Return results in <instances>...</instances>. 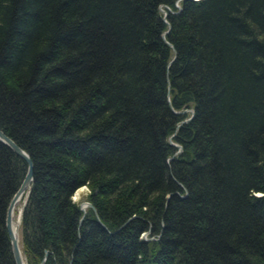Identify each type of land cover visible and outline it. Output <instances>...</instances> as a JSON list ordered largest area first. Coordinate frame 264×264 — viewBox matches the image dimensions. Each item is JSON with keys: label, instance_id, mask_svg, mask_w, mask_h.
I'll list each match as a JSON object with an SVG mask.
<instances>
[{"label": "trees", "instance_id": "16d2710c", "mask_svg": "<svg viewBox=\"0 0 264 264\" xmlns=\"http://www.w3.org/2000/svg\"><path fill=\"white\" fill-rule=\"evenodd\" d=\"M0 127L27 264H264V0H0Z\"/></svg>", "mask_w": 264, "mask_h": 264}, {"label": "water", "instance_id": "95a60500", "mask_svg": "<svg viewBox=\"0 0 264 264\" xmlns=\"http://www.w3.org/2000/svg\"><path fill=\"white\" fill-rule=\"evenodd\" d=\"M177 5L180 9L182 8V6L179 3H177ZM165 7H166V9H164V11H165V15H167V8L170 9V7L168 5H165ZM169 31H170V28H168L167 30L164 31L163 34L165 37H166L167 33H169ZM188 110H189V108H186L184 110H175V112L183 113V112H186ZM192 116H193V113L189 117L185 118L182 122H186V121L190 120L192 118ZM0 139L3 142H5L8 146H10L18 155H20L22 158H24L26 163H27V170H26L25 176H24L19 188L17 189V191L14 193L13 197L11 198L10 203L8 205L6 222H5L6 228H7L9 237H10L12 252H13L16 264H27V261L25 259L24 254H23V251H22V245L20 242V225H19V223L21 221L22 210L20 211V214H19V223L18 224H16L14 221V213H15V208H16L18 202L24 196L27 197L28 193L30 192L31 183L33 181V176H34V164H33V160L31 158L30 154L22 146H20L11 136H9L1 127H0ZM170 139H171L172 144H174L175 146L178 147V150L175 152V154L179 153L183 148L182 144L173 141L172 136ZM175 154L170 156L168 158V160L169 161L172 160L173 157L175 156ZM88 206L94 207L93 203L90 200H86V201L81 203V208L84 210V213L86 212V208ZM82 220H83V217L81 218V221ZM40 264H43V263L41 262Z\"/></svg>", "mask_w": 264, "mask_h": 264}, {"label": "rangeland", "instance_id": "374dc122", "mask_svg": "<svg viewBox=\"0 0 264 264\" xmlns=\"http://www.w3.org/2000/svg\"><path fill=\"white\" fill-rule=\"evenodd\" d=\"M89 191L90 190H89L88 186H83L79 189V191H77L75 193L74 198L76 200H79L82 203V202L88 200ZM24 201H25V196L18 202V204L15 208L14 221L16 222V224L19 223V214H20V211L23 209ZM19 225H20V223H19Z\"/></svg>", "mask_w": 264, "mask_h": 264}, {"label": "bare ground", "instance_id": "6f19581e", "mask_svg": "<svg viewBox=\"0 0 264 264\" xmlns=\"http://www.w3.org/2000/svg\"><path fill=\"white\" fill-rule=\"evenodd\" d=\"M82 187H83V186H82ZM79 189H80V188H79ZM79 189H78L77 191H79ZM77 191H76V192H77ZM17 221H18V220H17ZM15 223H16V222H15Z\"/></svg>", "mask_w": 264, "mask_h": 264}]
</instances>
